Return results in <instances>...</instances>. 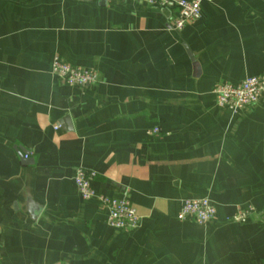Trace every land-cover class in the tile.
Instances as JSON below:
<instances>
[{
	"label": "crops",
	"instance_id": "0c3cea01",
	"mask_svg": "<svg viewBox=\"0 0 264 264\" xmlns=\"http://www.w3.org/2000/svg\"><path fill=\"white\" fill-rule=\"evenodd\" d=\"M201 13L177 30L139 0H0V264H264V96L233 114L213 92L264 74V0ZM56 58L99 83L63 84ZM77 167L139 227H110ZM188 198L216 217L180 220Z\"/></svg>",
	"mask_w": 264,
	"mask_h": 264
},
{
	"label": "built area",
	"instance_id": "2783aa9c",
	"mask_svg": "<svg viewBox=\"0 0 264 264\" xmlns=\"http://www.w3.org/2000/svg\"><path fill=\"white\" fill-rule=\"evenodd\" d=\"M146 4L169 10L173 13V23L177 30L183 29L187 24L201 18V0H139ZM52 73L63 84L87 88L100 81V75L93 68H83L64 62L56 58L52 65ZM218 105L239 114L257 104L264 96V74L246 78L238 84L218 82L213 89ZM150 134H158L159 129L154 128ZM96 172L84 167H77L74 173V182L84 200L97 199L107 208V223L118 230H132L140 225V216L127 198H111L97 193L93 187ZM253 208L239 210L232 218V222L244 223L248 220ZM217 214L215 205L208 198H188L183 200L178 218L180 220L192 219L200 225L210 223ZM64 264V263H54Z\"/></svg>",
	"mask_w": 264,
	"mask_h": 264
},
{
	"label": "water",
	"instance_id": "95a60500",
	"mask_svg": "<svg viewBox=\"0 0 264 264\" xmlns=\"http://www.w3.org/2000/svg\"><path fill=\"white\" fill-rule=\"evenodd\" d=\"M195 68H198V64L196 62H195ZM16 149H17V151H18V153L20 155L22 163H24V164L33 163L34 160L32 158H30V156H29L30 152H28L27 150H25V149H23L21 147H19V148L16 147Z\"/></svg>",
	"mask_w": 264,
	"mask_h": 264
},
{
	"label": "trees",
	"instance_id": "16d2710c",
	"mask_svg": "<svg viewBox=\"0 0 264 264\" xmlns=\"http://www.w3.org/2000/svg\"><path fill=\"white\" fill-rule=\"evenodd\" d=\"M0 200H1V195H0Z\"/></svg>",
	"mask_w": 264,
	"mask_h": 264
}]
</instances>
